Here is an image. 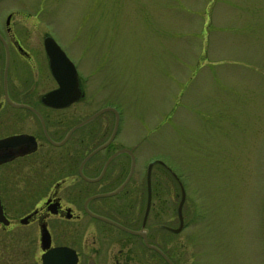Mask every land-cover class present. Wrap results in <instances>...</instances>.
<instances>
[{"label": "rangeland", "instance_id": "rangeland-1", "mask_svg": "<svg viewBox=\"0 0 264 264\" xmlns=\"http://www.w3.org/2000/svg\"><path fill=\"white\" fill-rule=\"evenodd\" d=\"M8 12L24 48L50 35L73 60L79 107L117 111L125 190L141 193L152 161L166 207L180 184L187 223L163 237L175 259L264 264V0H0V30ZM113 119L86 124L102 127L86 148ZM39 251L32 229L0 230V264H39Z\"/></svg>", "mask_w": 264, "mask_h": 264}, {"label": "flooded vegetation", "instance_id": "flooded-vegetation-1", "mask_svg": "<svg viewBox=\"0 0 264 264\" xmlns=\"http://www.w3.org/2000/svg\"><path fill=\"white\" fill-rule=\"evenodd\" d=\"M15 15L8 12L0 30V210L6 220L0 230L30 228L38 245L45 227L50 246L74 249L76 264H169L164 256L181 264L166 248L173 245L178 251L180 243L163 238L165 232L180 233L187 223L182 205L178 210L180 188L169 195L178 199L172 208L150 180L147 188L145 179L141 193L125 190L130 157L116 185L127 165L118 156L128 153L113 148V112L87 113L79 107L82 95L62 107L46 105L43 95L56 88V81L44 48H24L13 33ZM103 113L113 115L111 130L106 136L105 128L102 140L86 148L102 130L86 124Z\"/></svg>", "mask_w": 264, "mask_h": 264}, {"label": "water", "instance_id": "water-1", "mask_svg": "<svg viewBox=\"0 0 264 264\" xmlns=\"http://www.w3.org/2000/svg\"><path fill=\"white\" fill-rule=\"evenodd\" d=\"M42 44L47 56L50 72L57 82V88L46 93L42 101L46 105H50L52 107L65 106L80 97V90L77 87L74 68L51 37L45 36L42 40ZM109 109L111 108H102L99 111H97L94 115H97ZM115 128H116V122L114 124L113 134ZM123 151L129 153L132 159L130 150H123ZM132 165H133V161H131L129 173L125 181H127V179L131 174ZM148 171L149 169L147 170V175H146L147 188H149ZM122 186L123 184L117 190H119ZM182 195L183 194L181 193V201L179 202L178 207L182 204V197H183ZM0 223H4V224L6 223V220L4 219L1 210H0ZM116 226L118 228L123 229L119 225ZM39 245H40V249L42 250V253L39 257L40 264H75L76 263V255L72 249L65 246L49 247V236L45 227L40 228ZM164 258L169 264H171L165 256Z\"/></svg>", "mask_w": 264, "mask_h": 264}]
</instances>
